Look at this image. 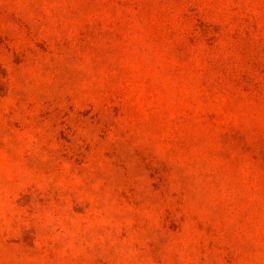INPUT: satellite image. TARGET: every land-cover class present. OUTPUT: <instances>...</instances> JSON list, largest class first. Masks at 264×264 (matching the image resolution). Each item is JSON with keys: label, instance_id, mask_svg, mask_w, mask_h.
I'll list each match as a JSON object with an SVG mask.
<instances>
[{"label": "rangeland", "instance_id": "374dc122", "mask_svg": "<svg viewBox=\"0 0 264 264\" xmlns=\"http://www.w3.org/2000/svg\"><path fill=\"white\" fill-rule=\"evenodd\" d=\"M0 264H264V0H0Z\"/></svg>", "mask_w": 264, "mask_h": 264}]
</instances>
